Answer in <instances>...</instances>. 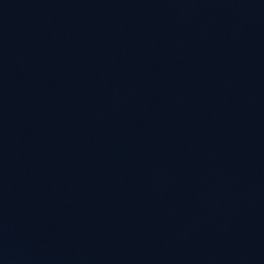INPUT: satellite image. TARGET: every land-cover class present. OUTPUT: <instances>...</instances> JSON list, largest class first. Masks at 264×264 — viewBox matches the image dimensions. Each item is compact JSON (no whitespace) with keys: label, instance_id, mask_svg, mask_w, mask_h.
Returning <instances> with one entry per match:
<instances>
[{"label":"water","instance_id":"95a60500","mask_svg":"<svg viewBox=\"0 0 264 264\" xmlns=\"http://www.w3.org/2000/svg\"><path fill=\"white\" fill-rule=\"evenodd\" d=\"M0 264H264V0H0Z\"/></svg>","mask_w":264,"mask_h":264}]
</instances>
